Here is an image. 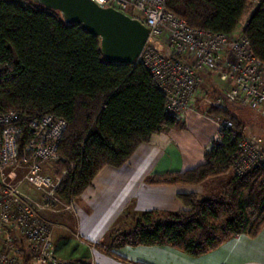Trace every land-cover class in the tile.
Returning <instances> with one entry per match:
<instances>
[{"label": "trees", "instance_id": "trees-1", "mask_svg": "<svg viewBox=\"0 0 264 264\" xmlns=\"http://www.w3.org/2000/svg\"><path fill=\"white\" fill-rule=\"evenodd\" d=\"M252 3L167 0V9L192 27L230 34ZM243 33L264 61V0ZM100 41L33 0H0V111L22 113L25 130L30 119L46 114L66 119L60 143L65 160L58 164L55 191L66 202L81 196L104 167L124 166L155 134L183 126L166 114V98L150 73L140 65L107 62ZM209 113L231 117L236 128L242 124L217 107L210 106ZM236 128L228 130L222 146H208L197 167L146 178L151 184L192 185L220 178L217 191L179 195L186 207L178 211L128 208L110 229V244H93L124 261L115 250L127 245H170L197 257L238 234L256 237L264 227V163L234 173L239 154L233 135H241Z\"/></svg>", "mask_w": 264, "mask_h": 264}, {"label": "built area", "instance_id": "built-area-1", "mask_svg": "<svg viewBox=\"0 0 264 264\" xmlns=\"http://www.w3.org/2000/svg\"><path fill=\"white\" fill-rule=\"evenodd\" d=\"M94 1L138 18L150 28L149 40L133 66L140 65L150 73L166 98L169 117L184 121L189 111L196 110L204 99L200 88L203 71L229 75L234 82L231 98L264 108V61L255 55L243 33L246 23L233 33H216L190 26L167 9V0ZM158 40H165L169 53L159 51ZM224 98H207V102L222 109ZM24 119L17 111H0V264H72L57 255L53 226L40 215L41 210H53L63 203L52 193L54 178L43 171L46 164L65 160L60 143L68 122L46 114L30 119L25 130ZM230 129L231 121L219 122L218 141L210 147L222 146ZM233 138L239 154L235 174L243 175L264 163L263 147L255 137L234 134Z\"/></svg>", "mask_w": 264, "mask_h": 264}, {"label": "crops", "instance_id": "crops-1", "mask_svg": "<svg viewBox=\"0 0 264 264\" xmlns=\"http://www.w3.org/2000/svg\"><path fill=\"white\" fill-rule=\"evenodd\" d=\"M259 1L253 0L250 7L253 11ZM200 110L198 107L189 111L183 126L155 134L150 142L140 145L124 166L104 167L83 194L75 198L72 206L76 204L78 210L73 211V217L83 239L90 244L101 243L96 239L107 237L128 208L137 212L178 211L186 207L179 195L197 192L204 196L206 184H215L216 178L198 185L146 181L149 175L181 172L205 162L207 139L193 124L201 116ZM92 245L91 257L96 264H264V227L256 237L238 234L197 257L170 245H127L115 250L123 261Z\"/></svg>", "mask_w": 264, "mask_h": 264}, {"label": "rangeland", "instance_id": "rangeland-1", "mask_svg": "<svg viewBox=\"0 0 264 264\" xmlns=\"http://www.w3.org/2000/svg\"><path fill=\"white\" fill-rule=\"evenodd\" d=\"M252 12L253 9L251 8L249 9V11H247L238 29H240L244 25L246 18H248L252 14ZM156 45L158 46L159 51L163 53H169V50L166 47L165 40L156 41ZM200 76V88L202 93H204V99L202 98V100H199L197 104L196 110L198 109V107H201V116L198 115V118H196V120H193V124L196 126L197 130L201 132L203 137L207 139V147H210L213 142L218 141L217 134L219 122L231 121L233 123V129L236 128L235 121L231 117H218L215 115L213 116L209 113L211 104H208L207 98L214 100L224 95V108H222V110L228 111L232 115H235L240 119L242 123L240 128H236V131L241 132V135H245L247 137H255L262 145L264 150V108L256 105L242 104L231 98L229 95V90L234 86V82L229 75L223 77L222 73L218 71H203L200 73ZM60 161H54L46 164L43 171V174H50L54 178L51 190L53 195L55 196H58L55 191L60 184V178L57 177L58 164ZM17 177H19L18 173ZM219 180L221 179L216 178L214 182L215 184H206L207 187L206 190L203 191V195L206 196L217 191ZM74 200L75 199H73V201ZM62 201L63 203L54 205L53 210H41L40 213L42 218L53 226V240L57 255L64 259H67L72 264L86 263L88 261H93L95 263V261L91 257V253L93 251L92 247H94L92 245L93 243L90 244L89 242H87L79 235L77 231L76 222L73 217V211L77 212L78 210L76 204L74 205L75 207L72 206L71 209L66 210L64 208L65 205H72L73 201ZM96 240L102 241L105 246L110 244L106 236L99 237V239Z\"/></svg>", "mask_w": 264, "mask_h": 264}, {"label": "water", "instance_id": "water-1", "mask_svg": "<svg viewBox=\"0 0 264 264\" xmlns=\"http://www.w3.org/2000/svg\"><path fill=\"white\" fill-rule=\"evenodd\" d=\"M33 1L59 11L66 23L81 24L99 37L104 58L111 64L134 65L150 37V28L140 19L94 0Z\"/></svg>", "mask_w": 264, "mask_h": 264}]
</instances>
